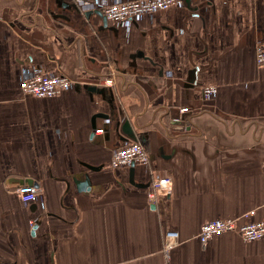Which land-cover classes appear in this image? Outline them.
Listing matches in <instances>:
<instances>
[{
    "label": "crops",
    "instance_id": "1",
    "mask_svg": "<svg viewBox=\"0 0 264 264\" xmlns=\"http://www.w3.org/2000/svg\"><path fill=\"white\" fill-rule=\"evenodd\" d=\"M100 1L0 0V264H264V237L197 238L210 219L264 220V0H184L120 23ZM38 71L72 82L24 94ZM134 140L149 162L111 167ZM27 184L34 202L16 191Z\"/></svg>",
    "mask_w": 264,
    "mask_h": 264
},
{
    "label": "built area",
    "instance_id": "2",
    "mask_svg": "<svg viewBox=\"0 0 264 264\" xmlns=\"http://www.w3.org/2000/svg\"><path fill=\"white\" fill-rule=\"evenodd\" d=\"M183 2L184 0H127L118 2L101 0L96 11L107 21L120 23ZM254 59L257 65L264 64V44L255 48ZM105 81L110 82L111 77H107ZM71 82L72 80L65 75L38 71L29 77L21 79L18 86L24 94L36 97H51L68 88ZM201 91L203 97L206 98L217 93V86L204 85ZM180 110L185 112L188 108L183 106ZM96 131L100 132L102 129H96ZM148 162L149 154L144 145L134 140L114 149L111 153L109 164L111 167H118L137 163L147 164ZM170 183L171 178L169 176L151 180L147 194L151 203H153L159 191L170 192ZM16 191L24 202H34L38 196V187L33 184L21 185L17 187ZM244 216L248 217V213H244ZM225 232L237 233L244 241L261 239L264 237V220L239 222V217L210 219L200 224L197 238L202 245H205L211 237ZM164 237L166 239L164 246L167 249L176 242L178 232L174 229H168L164 232ZM167 264L177 263L168 262Z\"/></svg>",
    "mask_w": 264,
    "mask_h": 264
}]
</instances>
